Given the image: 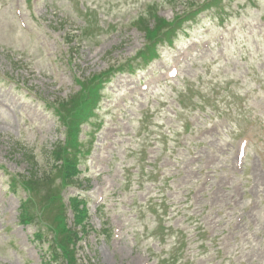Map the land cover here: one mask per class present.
I'll list each match as a JSON object with an SVG mask.
<instances>
[{"label": "rangeland", "instance_id": "374dc122", "mask_svg": "<svg viewBox=\"0 0 264 264\" xmlns=\"http://www.w3.org/2000/svg\"><path fill=\"white\" fill-rule=\"evenodd\" d=\"M218 4L144 66L131 23L149 5L171 20L179 8L165 0H0V264H47V243L18 224L21 147L44 171L63 140L53 102L111 67L126 70L109 77L82 129L91 150L80 185L63 191L87 203L92 230L78 258L264 264V0ZM240 139L249 146L236 175Z\"/></svg>", "mask_w": 264, "mask_h": 264}, {"label": "trees", "instance_id": "16d2710c", "mask_svg": "<svg viewBox=\"0 0 264 264\" xmlns=\"http://www.w3.org/2000/svg\"><path fill=\"white\" fill-rule=\"evenodd\" d=\"M91 97L85 99L81 105L79 110H77L76 113V118H84L87 114L90 113V108L91 105L95 102V97H96V93H91ZM67 173H70V176L74 174V167H68V163H67V168H66ZM69 232L70 231H66L63 228V231H61V233H63L64 237L63 239H59L57 241V246L60 245L61 249H62V253L64 254L65 258L67 259V264H73L74 263V259H73V252L70 248L67 247L66 245V241L65 240H70L69 238Z\"/></svg>", "mask_w": 264, "mask_h": 264}]
</instances>
